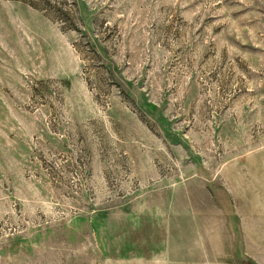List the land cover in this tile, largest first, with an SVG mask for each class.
Returning <instances> with one entry per match:
<instances>
[{
	"label": "rangeland",
	"instance_id": "obj_1",
	"mask_svg": "<svg viewBox=\"0 0 264 264\" xmlns=\"http://www.w3.org/2000/svg\"><path fill=\"white\" fill-rule=\"evenodd\" d=\"M0 264H264V0H0Z\"/></svg>",
	"mask_w": 264,
	"mask_h": 264
}]
</instances>
